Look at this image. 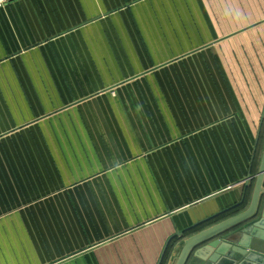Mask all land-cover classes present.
Segmentation results:
<instances>
[{
    "label": "crops",
    "instance_id": "1",
    "mask_svg": "<svg viewBox=\"0 0 264 264\" xmlns=\"http://www.w3.org/2000/svg\"><path fill=\"white\" fill-rule=\"evenodd\" d=\"M263 108L264 0H2L0 264H156L241 200Z\"/></svg>",
    "mask_w": 264,
    "mask_h": 264
},
{
    "label": "water",
    "instance_id": "2",
    "mask_svg": "<svg viewBox=\"0 0 264 264\" xmlns=\"http://www.w3.org/2000/svg\"><path fill=\"white\" fill-rule=\"evenodd\" d=\"M262 122L263 116L250 169L243 180L241 200L171 234L156 264L162 263L171 242H175V246L168 264H264V140L255 172H252ZM247 191L249 199L244 204Z\"/></svg>",
    "mask_w": 264,
    "mask_h": 264
},
{
    "label": "trees",
    "instance_id": "3",
    "mask_svg": "<svg viewBox=\"0 0 264 264\" xmlns=\"http://www.w3.org/2000/svg\"><path fill=\"white\" fill-rule=\"evenodd\" d=\"M259 157H260V156H259ZM258 160H259V158H258ZM258 160H257V163H258ZM257 163H256V165L253 164L252 172H255V169H256ZM249 194H250L249 191H247L246 197H248V199H249ZM246 197H245V202H244V204H247V202H248V200H247V202H246ZM167 256H168V250L166 251V253H165V255H164V258H163V261H162L161 264H165V261H166Z\"/></svg>",
    "mask_w": 264,
    "mask_h": 264
},
{
    "label": "built area",
    "instance_id": "4",
    "mask_svg": "<svg viewBox=\"0 0 264 264\" xmlns=\"http://www.w3.org/2000/svg\"><path fill=\"white\" fill-rule=\"evenodd\" d=\"M2 0H0V2H1Z\"/></svg>",
    "mask_w": 264,
    "mask_h": 264
}]
</instances>
